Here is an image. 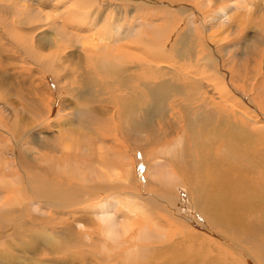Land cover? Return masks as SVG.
Wrapping results in <instances>:
<instances>
[{
	"label": "rangeland",
	"instance_id": "obj_1",
	"mask_svg": "<svg viewBox=\"0 0 264 264\" xmlns=\"http://www.w3.org/2000/svg\"><path fill=\"white\" fill-rule=\"evenodd\" d=\"M114 1L117 4L108 5V11L98 20L109 16L111 20L118 21L125 27L134 28L136 40H150L156 44L155 50L141 48V44L138 45L139 48H134L132 45L126 46H131L133 50L139 52L140 50L151 51L154 54V59L159 60L158 64L145 65L144 67L130 65L118 52V48L121 47L118 46L117 41L120 40H115L108 48L97 45L93 52L107 58L109 69L102 75L101 69L89 63L87 64V70L90 72L88 76L83 77L77 73L69 78L70 74H68V78H65L61 84L64 87L60 86L62 94L60 93L58 98V107L62 113L61 115L59 113L58 119L44 127L33 126L31 121L44 113L42 109H47L45 104L50 102L51 98L49 84L47 86L45 79L31 68L32 64L29 63V67L21 63L12 64L10 63L12 60H7L8 57L5 58L0 53V195H3L2 189H4L12 196L17 182H22L23 179H28L33 186L43 188L45 183L39 174L44 171L51 190L47 198L49 209L52 207L55 196L65 193L79 192L81 195H94L103 193L101 190H111L105 192L108 193V198L105 201L107 200L106 203H109L113 209L119 201L120 208L124 206V202L134 203V206H144L145 201L152 200L150 197L147 198L148 195H151L150 193H154V195L159 193L161 196H166L168 200L170 198L171 201H175L170 203V206L175 208L167 210V206L165 208L159 205L164 209L159 207V209H153L156 213L151 215L153 216L152 220L158 216L155 218L158 220L154 219L153 221L162 226L180 224L182 219L178 213L182 209L180 210L178 203L181 202L179 200L181 197L178 192H175L176 185L187 190L185 199L189 202V206L198 203L203 206V195L199 193V196L196 197L193 193L194 184L192 183V187L188 184L191 182V173L193 172L190 171V168L194 167V162L200 159L202 153V150L196 151L195 146L201 142V144L207 145L215 144L214 139L221 134L227 135L231 126L221 124L220 134L205 142L211 125L205 127L199 125L191 128L190 122H188V118L191 122L195 121L204 113V110L201 107H194L190 112L184 110L188 106H195L193 103L197 98L194 100L188 98L191 90H181L182 93H178L177 88L169 90V86L180 84V81H190L193 85H200V89L204 93V100H214L216 108L227 114H230V110L239 105L238 94L243 95L245 97L243 99L255 105L256 109L258 108V113H261V117L264 118V0ZM16 2L19 1L16 0ZM244 2L254 3H251V8L243 7V9L239 5ZM102 4L107 5L106 3ZM172 5L180 8L172 12L173 9L169 8ZM4 11L5 8L0 10V13ZM220 12L225 13L221 17L223 22L219 20L212 22L214 16L220 18V15L217 16ZM184 13L200 20H210L209 25L203 31L193 30L188 23L179 25L181 19H185ZM226 17L228 18L226 19ZM175 29L174 41L170 42L168 37ZM47 30L45 36L49 38V34L52 36V32ZM177 51H180L181 57ZM72 57L75 58V55ZM181 70L192 73L199 71L201 75L208 73L214 75V73L222 71L225 79L224 84L227 83L228 88H218L217 94L210 89L218 83L212 75L208 76L207 81L202 80L200 84H197L189 76L182 75ZM80 72L83 74V71ZM92 75H96L97 78L91 80ZM220 77L222 78L221 75ZM185 86L188 87V85L183 87ZM88 93L91 95L87 96ZM81 95H85V98H81ZM134 98L140 102L132 103L130 108L135 109L130 110L128 108L129 101ZM91 108L94 116L76 121L74 117L79 114L78 111L85 112ZM75 113L77 114L75 115ZM238 114L243 116L240 110ZM39 120L41 123L42 118ZM20 121L21 123H19ZM143 122L149 123L150 128L138 125ZM231 133L235 134V130H231ZM231 140H236V138H231ZM254 142V139H244L240 145L250 151V147H255ZM138 148H144L143 151L148 152L147 159L144 158V162L138 159L137 164H134V169H130L129 165L132 163L134 154L137 155ZM105 153L111 155L106 156ZM120 154L126 156L124 161ZM173 154L177 159L172 158ZM226 157L228 159L225 160L223 169L230 166V161L232 164L238 162L246 169L248 166H245V162L248 159L253 160L255 164L258 162L261 167L257 171L252 169L248 178L252 180L250 183L252 186L249 185V188L260 190V196L256 194L254 196L245 185L239 191L241 194L243 193L242 197H248H243L246 201H253L254 204H257L258 201L264 202V154L258 156H251L248 153L237 155V145H231ZM25 164L39 166L37 178L30 179L24 172L29 169V166ZM161 164L163 165L162 169L160 168ZM175 167L177 169H174ZM172 169L177 176H173ZM186 171L190 173H186ZM257 172L260 174L258 181L256 180ZM134 173L138 180L137 184L142 181L139 178L140 175L145 176L146 179L143 181L145 185L135 184ZM175 179L177 180L173 181ZM253 180L256 181L253 182ZM256 182L258 185H255ZM245 188L246 190H244ZM115 191L128 193V198L126 193L118 197L114 193ZM123 195L127 200L122 201ZM93 201L92 203L97 202ZM90 202L86 201V203ZM159 202L161 204L162 200L159 199ZM95 205L89 207L92 208ZM25 206L28 208V213H34L31 208ZM97 207L86 210L81 215L93 217ZM63 209H51V215H57ZM196 212H199L198 209ZM250 213L251 211L247 214ZM136 214L133 221L121 224L130 232L146 230L151 220L150 214L147 212L143 213L137 210ZM258 217L263 225L264 212L263 214L259 213ZM79 221H83L81 216ZM244 221L249 226V220L244 219ZM16 222L18 225L22 224L21 219H17ZM40 226L47 229V225ZM103 226L104 224L96 220L90 230L82 232V234L94 238L102 236L105 232L93 233V231H97ZM68 227L76 235L81 234L74 225H68ZM89 232L93 235H90ZM62 233L69 234L67 230H62ZM148 233H151V230H148ZM28 235L32 236V234ZM183 236L181 235L182 238ZM55 238L56 235L51 231V239L47 240L45 248L54 246L59 250L62 249L63 246L56 243ZM90 240L92 239L82 240L77 244L87 245ZM152 241V245H159V249L166 246L172 249L170 242L160 238ZM261 242L264 244V238ZM18 245L20 246V242ZM194 248L196 247H185L180 258H184L188 253L203 254L200 251H189ZM59 250L51 249L50 251L53 253ZM27 256L20 259V264L30 261ZM66 258H71L70 253L60 255L54 262L58 264L73 263ZM92 258L94 257L90 255L86 262H90ZM165 260L175 263L177 261L172 255L166 257ZM81 262L78 260L76 264H81ZM255 264L260 263L256 261Z\"/></svg>",
	"mask_w": 264,
	"mask_h": 264
},
{
	"label": "bare ground",
	"instance_id": "obj_2",
	"mask_svg": "<svg viewBox=\"0 0 264 264\" xmlns=\"http://www.w3.org/2000/svg\"><path fill=\"white\" fill-rule=\"evenodd\" d=\"M18 1L17 3L16 0H0V10L5 8V11L0 13V53L5 58L7 56V60H12L10 62L12 64L21 63L27 67H29V63L32 64L33 67L31 68L37 71L42 76L41 78L45 79L47 86L49 84L50 102L48 101L45 104L47 109H42L44 113L31 121L33 126L44 127L61 115L62 111L58 107V98L61 93L60 86L64 87L61 84L65 78H72L77 73L83 77L88 76L90 72L87 70V64L89 63L101 69L102 75L103 72L109 69L107 58L93 52L97 45L108 48L115 40H120L117 41L118 46L121 47L118 48V52L130 65L135 67L154 66L159 62L158 59H154V54L149 50H140L139 52L133 50L131 46H126L132 45L134 48H139L138 45L141 44V48L155 50L156 44L150 40H136L134 28L125 27L120 22L111 20L109 16L98 20L100 16L108 11V5L117 4L114 0ZM251 3L244 2L239 6L248 9L251 8L254 2ZM169 8L173 9L172 12H175L180 7L172 5ZM183 15L185 19H181L179 25L188 23L189 27L196 31L205 30L210 22L207 19L200 20L188 13ZM224 15V12H220L217 15L220 18L214 16L211 21H222L221 17ZM47 29L52 32V36L49 34V38L45 36L48 32ZM175 31L176 29L168 37V41H174ZM112 38L113 40H110ZM171 46L172 44L170 48ZM177 53L181 57L180 51H177ZM73 55H75V58L72 57ZM165 56H168V54H165ZM74 65L76 66L73 67ZM215 67L217 66L215 65ZM80 71H83V74ZM221 72L214 73V75L212 73L201 75L199 71L192 73L191 71L181 70L182 75L189 76L197 84H200L202 80L207 81L208 76L212 75L218 82L216 86L210 87L215 93L220 87L228 88V84H224V74ZM68 74L70 76L67 77ZM96 78V75L91 76V80ZM180 82V84H171L169 90L177 88L178 93H182L181 90H191L188 98L192 100L197 98L193 103L195 106H188L184 110L190 112L194 107H201L204 110V113L195 121L191 122L188 118V122H190L191 128L199 125L204 127L211 125L205 142L220 134L221 124L231 126L227 135L221 134L214 139L215 144L207 145L205 143L201 144V142V145L197 144L195 146L196 151L202 150V153L200 159L194 162V167L190 168V171L193 172L191 173V182L188 184L191 187L193 186L192 183L194 184L193 193L196 197L199 196V193L203 195V206L200 203L189 206V202L185 199L187 190L176 185L175 192H178L181 197L179 199L181 202L178 201V207L180 210L182 209L178 213L182 221L176 225L162 226L155 223L158 220L155 218L158 216L154 218L155 221L152 220L153 216L151 215L156 213L153 209L156 210L159 205L165 208L167 206V210L175 208L170 206V203L175 201H171L170 198L168 200L166 196H161L159 193L158 195H154V193L147 194V198L150 197L152 200L145 201V207L124 202V206L120 208V201L118 200L119 202L114 209L109 203H106L107 200L105 201L108 198V193L105 192L111 190H101L103 193L94 195H81L79 192L65 193L56 195L52 207L49 209L47 198L51 190L45 172L41 171L39 174L38 165L25 164L29 166V169L24 172L30 179L37 178L39 174L45 185L43 188H39V186H33L28 179H23L22 182H17L12 196L1 188L3 195H0V264H20V259L26 255L30 259L26 264H58L54 260L67 253H70L71 258L66 259L73 261L74 264L78 260L79 262L82 261L81 264H255L256 261L264 264V244L261 242L264 238V224L262 225V221L258 217L259 213L263 214L264 212L263 199L262 202L257 200V204H254L253 201H246L244 198L248 197L243 196V198L241 196L243 193L241 194L239 191L245 185L253 195L260 196V190L256 191L253 187L252 189L249 188L252 180L248 178V174L251 173L252 169L257 171L261 166L258 165V162L255 164L253 160L248 159L245 162V166L249 167L247 169L238 162L232 164L231 161L229 162L230 166L223 169L231 145H237V155L248 153L251 156H258L264 154V118L261 117V113H258V108L256 109L255 105L247 100L245 101L242 95L239 96L240 106L237 105V108L243 116H239L237 108L231 109L230 114H227L216 108L214 100H204V93L201 91L200 85H193L190 81ZM184 85H188V87H183ZM64 90L66 89L64 88ZM90 95L91 93L87 94V96ZM81 98L84 99L85 95H81ZM129 102L128 108L134 110L135 108H130L132 103L140 102V100L134 98ZM78 113L76 117L73 115L76 121H80L84 117L89 119L94 116L92 108L85 112L78 111ZM39 118H42L41 123H39ZM230 120L231 123H229ZM138 125L143 128H150L147 122ZM233 129L235 134L231 133ZM231 138H236V140H231ZM244 139H254L255 147H250V151L242 148L240 142ZM225 149L226 151H224ZM143 150L144 148H138L137 155L134 154L133 161L131 160L132 163L129 165L130 169H134V164H137L138 159L142 162L147 159L148 152L146 153ZM105 151L108 152L106 149ZM109 155L111 154L106 156ZM124 155H121L123 161L126 159ZM172 158L177 159L174 154ZM162 167L161 164L160 168L162 169ZM227 169L229 170L227 171ZM172 171L173 176H177L173 169ZM186 173L190 172L186 171ZM258 175L260 174L257 172V181L259 180ZM133 177L135 184H137L138 180L135 178V173ZM139 178L142 181L137 185H145V182H143L146 179L145 176L140 175ZM256 180H253V182ZM255 185H258L257 182ZM114 193L119 197L126 192L115 191ZM252 194L251 196H253ZM128 195L126 193V197ZM96 196L98 197L96 198ZM124 197L125 195L122 198ZM122 198L120 197V200ZM127 198L122 201L127 200ZM93 199L97 202L92 203ZM159 199L162 200L161 204H159ZM86 201L91 202L86 203ZM25 205L31 208L34 213H28V208ZM90 205L95 206L90 208ZM162 206L159 208L164 209ZM172 206L175 205L172 204ZM95 207L97 209L93 217L81 215L84 211ZM57 208L64 209L57 215H51V209ZM197 209L199 212H196ZM137 210L149 213L151 220L146 230L140 229L139 231L130 232L121 224L133 221ZM250 211L251 213L247 214ZM80 216L83 221H79ZM136 216L138 217L137 214ZM170 216L172 218V215ZM17 219H21V225L17 224ZM244 219L249 220V226ZM96 220L104 226L97 231H93V233L105 232V234L96 238L89 235L83 236L82 232H88ZM40 225H47V229ZM68 225H74L75 229L80 231L81 234L76 235L72 229L70 231ZM62 230H67L69 234H63ZM148 230H151V233H148ZM51 231L56 235L54 241L61 244L62 249L59 250L54 246L45 248L47 240L51 239ZM93 233L89 232L90 235H93ZM28 234H32V236ZM181 235H184L183 238ZM159 238L170 242V248L172 249L167 246L159 249V245H152V240ZM89 239L92 240L87 245L77 244L82 240ZM18 242H20V246ZM185 247H196L189 251H200L203 254L199 252L188 253L184 258H180ZM51 249L59 251L51 253ZM90 255L94 258L90 262H86L87 259L89 260ZM171 255L176 258V263L165 260L166 257Z\"/></svg>",
	"mask_w": 264,
	"mask_h": 264
},
{
	"label": "crops",
	"instance_id": "obj_3",
	"mask_svg": "<svg viewBox=\"0 0 264 264\" xmlns=\"http://www.w3.org/2000/svg\"><path fill=\"white\" fill-rule=\"evenodd\" d=\"M238 96H241V95H239V94H238ZM242 96H243V95H242ZM243 98H244V97H243ZM61 178H64V177H63V176H61Z\"/></svg>",
	"mask_w": 264,
	"mask_h": 264
}]
</instances>
